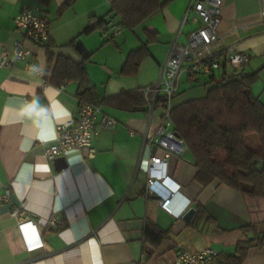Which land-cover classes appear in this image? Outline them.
Wrapping results in <instances>:
<instances>
[{
  "label": "crops",
  "instance_id": "0c3cea01",
  "mask_svg": "<svg viewBox=\"0 0 264 264\" xmlns=\"http://www.w3.org/2000/svg\"><path fill=\"white\" fill-rule=\"evenodd\" d=\"M67 1L0 0V54L24 39L15 22L24 7H39L50 27L47 43L25 39L30 63L45 75L27 69L24 61L0 68V196L12 194L10 203L0 202V264H175L181 250L207 248L219 252L215 264H232L228 257L237 255L241 241L264 236V196L245 194L219 179L199 180V168L187 150L156 167L180 185L172 197L173 211L163 209L160 201L171 186L153 194L147 189L149 157L163 156L162 150L144 147L146 134L160 122V111L149 120L147 103L133 110L100 105L87 154L85 149L69 151L68 166L62 169L47 157L57 125L76 119L81 106L78 81H52L57 59L85 62L98 101L139 91L159 79L172 45L187 44L198 28L192 14L187 16L194 0H169L137 28L114 35L109 24L85 32L93 26L92 18L108 16L114 0H74L62 10ZM263 11L264 0H224V38L214 52L232 49L250 55L244 70L259 72L252 92L264 103ZM149 39V54L138 72L124 73L130 54ZM203 83L184 75L178 93ZM104 115L116 125L102 127ZM22 205L25 212L14 215ZM191 208L196 213L188 222L184 215ZM55 217L58 222L50 226ZM148 226L164 237L151 241ZM246 226L252 229L242 231ZM32 240L39 246L30 250ZM242 264H264V244H254Z\"/></svg>",
  "mask_w": 264,
  "mask_h": 264
},
{
  "label": "trees",
  "instance_id": "16d2710c",
  "mask_svg": "<svg viewBox=\"0 0 264 264\" xmlns=\"http://www.w3.org/2000/svg\"><path fill=\"white\" fill-rule=\"evenodd\" d=\"M73 1L68 0L62 10ZM168 3L169 0H114L108 16L92 18L93 26L88 27L85 32L89 33L96 28L104 29L116 19V24L123 29L133 30ZM151 41L149 39L140 49L130 54L124 73L138 72L149 54L148 44ZM52 61L51 58L50 63ZM259 78V72L246 73L244 67L234 66L229 70L228 64H225L212 75L202 76L196 82L204 80L205 86L211 85L204 96L174 104L172 117L175 131L185 142L199 168V180L208 182L219 179L245 194L264 196V103L252 92V87ZM65 80L79 82L77 96L80 102L108 104L126 110H133L135 107L141 109L146 105L145 97L140 91H124L98 101L85 62L76 63L60 56L52 81L60 84ZM250 134H257V147H251L247 142ZM261 162L263 166L260 169ZM251 229V226L242 227L244 232ZM147 237L151 241H159L164 233L148 226ZM254 244L262 246L264 236L257 234L254 239L241 241L237 255L228 257L231 263L242 264Z\"/></svg>",
  "mask_w": 264,
  "mask_h": 264
},
{
  "label": "built area",
  "instance_id": "2783aa9c",
  "mask_svg": "<svg viewBox=\"0 0 264 264\" xmlns=\"http://www.w3.org/2000/svg\"><path fill=\"white\" fill-rule=\"evenodd\" d=\"M224 0H194L190 5L187 16L192 14L193 20L199 24L189 36L187 44L182 45L175 42L169 55L161 68V74L157 81L141 88L139 91L144 95L147 106L149 120L154 114L160 111V122L157 128L146 134L144 147L163 151V156L157 153L149 157V180L148 193L160 192L165 185L171 191L168 197L160 201L163 209L172 212V197L180 189V185L165 170L159 172L156 167H165L167 159L172 155L182 156L187 151L185 142L177 135L172 117L174 98L181 87L182 77L189 76L191 82H198L202 76L212 75L220 70L223 65L230 64L234 67H244L250 60V55L246 52H236L228 49L226 53L214 52V48L223 41L221 33L222 5ZM186 16V18H187ZM264 22V11L262 13ZM16 25L24 32V39L14 43L12 51L3 50L0 54V68L15 66L19 61L25 62V67L35 73L45 75L37 65L29 61L31 50L25 46V39L36 44L47 43L50 40L49 21L40 11L39 7H24L15 18ZM108 29L112 34L120 33L123 28L116 23H109ZM221 54V55H220ZM220 55V56H218ZM102 113L100 105L88 102H81L80 113L76 119L57 125L56 142L47 149V157L54 162L60 157H65L71 150L90 149L93 145L94 136L97 133L96 126ZM101 126H115L116 121L104 115L101 119ZM166 176L168 178H166ZM167 179V180H166ZM1 201H12V194L7 193L0 196ZM25 212V206L16 207L14 215H21ZM58 222L55 217L51 220L50 226ZM39 246L38 242L32 240L28 242L31 250ZM219 252L212 248L203 249L197 252L181 250L175 264H215ZM139 264H149L142 260Z\"/></svg>",
  "mask_w": 264,
  "mask_h": 264
},
{
  "label": "rangeland",
  "instance_id": "374dc122",
  "mask_svg": "<svg viewBox=\"0 0 264 264\" xmlns=\"http://www.w3.org/2000/svg\"><path fill=\"white\" fill-rule=\"evenodd\" d=\"M228 68L229 70H231L232 65L228 64ZM210 86H211L210 84H208L207 86L198 84L195 87L191 89L189 88L188 90H185V91L182 89L180 93L176 94L174 98V104H176L177 102H181V101L184 102L192 98L203 96L206 93V90ZM247 142L250 144L251 147H257L259 145L257 134H250L247 137Z\"/></svg>",
  "mask_w": 264,
  "mask_h": 264
},
{
  "label": "water",
  "instance_id": "95a60500",
  "mask_svg": "<svg viewBox=\"0 0 264 264\" xmlns=\"http://www.w3.org/2000/svg\"><path fill=\"white\" fill-rule=\"evenodd\" d=\"M157 150V147H154V151ZM89 152V149H85V153L87 154ZM56 166L58 169H62V168H66L68 166V163L66 161L65 157H60L56 160ZM263 166V162H261L260 164V169ZM18 203V202H17ZM196 213V209L195 208H191L185 215H184V219L188 222H190L192 220V218L194 217Z\"/></svg>",
  "mask_w": 264,
  "mask_h": 264
},
{
  "label": "clouds",
  "instance_id": "9594fccd",
  "mask_svg": "<svg viewBox=\"0 0 264 264\" xmlns=\"http://www.w3.org/2000/svg\"><path fill=\"white\" fill-rule=\"evenodd\" d=\"M166 178H168L167 176H166ZM167 180V179H166ZM170 180H171V178H170Z\"/></svg>",
  "mask_w": 264,
  "mask_h": 264
}]
</instances>
